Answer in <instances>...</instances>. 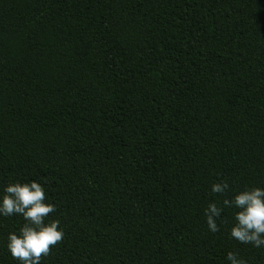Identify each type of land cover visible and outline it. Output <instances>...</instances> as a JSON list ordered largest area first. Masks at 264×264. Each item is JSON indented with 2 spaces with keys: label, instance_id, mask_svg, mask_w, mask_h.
<instances>
[{
  "label": "trees",
  "instance_id": "trees-1",
  "mask_svg": "<svg viewBox=\"0 0 264 264\" xmlns=\"http://www.w3.org/2000/svg\"><path fill=\"white\" fill-rule=\"evenodd\" d=\"M32 179L64 230L40 264H264L203 216L264 186V0H0V190Z\"/></svg>",
  "mask_w": 264,
  "mask_h": 264
},
{
  "label": "clouds",
  "instance_id": "clouds-1",
  "mask_svg": "<svg viewBox=\"0 0 264 264\" xmlns=\"http://www.w3.org/2000/svg\"><path fill=\"white\" fill-rule=\"evenodd\" d=\"M46 182L36 179L10 181L0 190V217H20L23 224L7 234L5 249L17 264H40L49 255L50 246L61 241L64 230L58 219H50L56 211L47 198ZM231 193V196L228 193ZM213 197L203 208L207 230L213 234L226 227L230 239L238 244L264 250V186L233 189L227 180L214 182ZM226 210L231 213L225 219ZM224 264H248L236 251H228Z\"/></svg>",
  "mask_w": 264,
  "mask_h": 264
}]
</instances>
